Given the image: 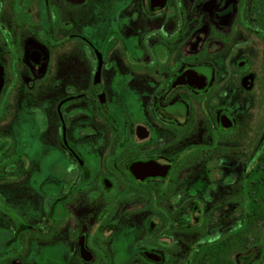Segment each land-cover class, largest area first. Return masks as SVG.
Listing matches in <instances>:
<instances>
[{
    "label": "flooded vegetation",
    "instance_id": "obj_1",
    "mask_svg": "<svg viewBox=\"0 0 264 264\" xmlns=\"http://www.w3.org/2000/svg\"><path fill=\"white\" fill-rule=\"evenodd\" d=\"M0 264H264V0H0Z\"/></svg>",
    "mask_w": 264,
    "mask_h": 264
}]
</instances>
